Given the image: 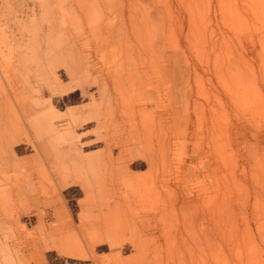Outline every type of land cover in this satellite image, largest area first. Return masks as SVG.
<instances>
[{
  "label": "rangeland",
  "instance_id": "374dc122",
  "mask_svg": "<svg viewBox=\"0 0 264 264\" xmlns=\"http://www.w3.org/2000/svg\"><path fill=\"white\" fill-rule=\"evenodd\" d=\"M0 264H264V0H0Z\"/></svg>",
  "mask_w": 264,
  "mask_h": 264
},
{
  "label": "bare ground",
  "instance_id": "6f19581e",
  "mask_svg": "<svg viewBox=\"0 0 264 264\" xmlns=\"http://www.w3.org/2000/svg\"><path fill=\"white\" fill-rule=\"evenodd\" d=\"M24 108V107H23ZM23 108H21V109H23ZM14 109V108H13ZM23 110H21V112H22ZM25 114V113H24ZM27 117V116H26ZM84 117H86V116H84ZM84 117H82V118H84ZM25 118V117H24ZM72 118H74V117H72ZM71 118V119H72ZM81 118V119H82ZM77 119H78V117H77ZM54 120V119H53ZM53 120H50V119H48V120H46V122L44 123V124H48L49 125V127H48V129H49V132L48 133H51L52 135H53V137L54 138H56V137H58L59 136V133H61V130H59V128L57 127V125L55 124V121H53ZM73 121H74V119H72ZM68 122V121H67ZM77 123V122H76ZM43 124V125H44ZM68 125V124H67ZM74 125V124H73ZM72 125V126H73ZM75 126V125H74ZM47 127H45L46 129H47ZM66 127V126H65ZM70 128V127H69ZM47 132V131H46ZM51 140H53V139H51ZM43 143V147H45V143L44 142H42ZM41 143V144H42ZM40 144V145H41ZM42 146V145H41ZM70 148V147H69ZM68 148V149H69ZM72 148H74L73 146H72ZM73 151V150H72ZM67 154V152L66 151H59V150H56L55 151V154L52 156V159H55V158H58V157H61V156H63V155H66ZM3 162H5V163H7V160H3ZM66 184V183H65ZM43 201H41V202H44V201H49V199H42ZM51 201V200H50Z\"/></svg>",
  "mask_w": 264,
  "mask_h": 264
}]
</instances>
